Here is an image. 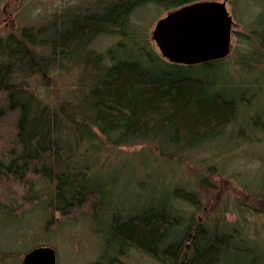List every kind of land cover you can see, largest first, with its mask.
<instances>
[{
	"label": "trees",
	"instance_id": "trees-1",
	"mask_svg": "<svg viewBox=\"0 0 264 264\" xmlns=\"http://www.w3.org/2000/svg\"><path fill=\"white\" fill-rule=\"evenodd\" d=\"M194 1L70 3L51 19L0 35L1 224L26 214L14 206L22 197L37 201L32 211L39 207L44 229L54 218L86 217L99 243L89 264H118L131 249L156 264H264V237L244 218L264 214V171L242 182L256 203L238 204L243 214L229 220L227 202L216 216L197 218L194 189L177 181L153 185L157 170L114 195L99 169L105 145L149 143L173 157L246 128L264 131V111L252 108L257 87L225 78L224 58L169 62L133 23L147 5L168 11ZM254 38L264 48V27ZM65 76L52 98L49 82ZM210 163V171L221 166ZM134 193L135 201L127 199Z\"/></svg>",
	"mask_w": 264,
	"mask_h": 264
},
{
	"label": "rangeland",
	"instance_id": "rangeland-1",
	"mask_svg": "<svg viewBox=\"0 0 264 264\" xmlns=\"http://www.w3.org/2000/svg\"><path fill=\"white\" fill-rule=\"evenodd\" d=\"M83 1L91 0H0V35L16 31L23 25L44 22L49 17L51 19L55 11H60L62 7ZM225 2L233 26L230 50L223 61L227 70L222 74L225 78L235 81L250 80L251 85L257 87L258 91L252 108L264 111V48L258 46L254 40L255 31H261L264 27V0H225ZM165 12L159 7L147 5L135 11L132 16L141 37L149 40L156 49L150 32L155 21ZM105 43L104 37L98 40L101 47ZM257 48L259 49L254 54L253 51ZM245 59L248 65L243 67L240 61L245 62ZM68 81V76L56 80L55 77L52 78L49 82L52 89L51 97L58 96L60 89ZM245 134L251 136V139L247 140ZM232 136L230 141L221 137L207 150L198 149L189 155L180 152L173 157L159 154L154 145L149 143L121 147L105 145L99 169H105L106 176L111 180V184L113 183L111 189L114 195L128 191L126 186L146 171L157 170L153 185L177 181L194 189L200 201L197 218L201 219L202 215L216 216L227 202L226 218L236 220L238 214L240 216L243 214L237 210L238 204L246 206L256 203L252 198L253 193L249 195L250 192L243 188L242 182L251 180L257 173L260 175L264 171V131L257 129L249 131L246 128L243 135ZM213 159L220 162L221 166L218 164V170L210 171L208 164H211ZM166 160L170 161L172 169ZM126 196L127 199L135 201V193ZM14 202V206L18 208L17 215L21 213L20 211H26V214L21 215L16 224H13L15 223L13 221L6 226L0 223V264H21L25 253L41 245H48L54 249L55 264H89L97 258L99 243L86 217L75 218L72 221H56L54 218L44 229V222L47 220L41 215L38 217L41 212L39 207L32 211L37 203L36 200L27 201L18 197L17 202ZM245 217L248 223L257 226L258 235L264 237V214L248 211ZM252 236L257 238V235L252 234ZM118 264H156V262L141 252L131 249L120 258Z\"/></svg>",
	"mask_w": 264,
	"mask_h": 264
},
{
	"label": "water",
	"instance_id": "water-1",
	"mask_svg": "<svg viewBox=\"0 0 264 264\" xmlns=\"http://www.w3.org/2000/svg\"><path fill=\"white\" fill-rule=\"evenodd\" d=\"M232 26L225 0H198L166 11L155 21L150 34L164 59L191 65L226 57ZM55 261L54 249L41 245L25 253L21 264Z\"/></svg>",
	"mask_w": 264,
	"mask_h": 264
}]
</instances>
